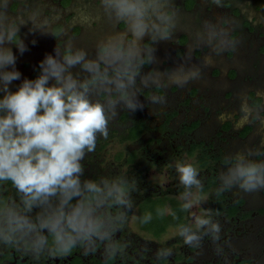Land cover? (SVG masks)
Segmentation results:
<instances>
[{
	"label": "clouds",
	"instance_id": "obj_1",
	"mask_svg": "<svg viewBox=\"0 0 264 264\" xmlns=\"http://www.w3.org/2000/svg\"><path fill=\"white\" fill-rule=\"evenodd\" d=\"M205 2L226 11L193 25L178 0H0V250L33 264L74 251L99 255L100 264H128L132 254L122 234L130 222L145 227L170 215L184 245L202 249L207 238L222 251L219 213L204 208L209 193L195 160L166 165L178 181L175 208L158 204L139 215L135 175H86L84 163L122 113L163 108L169 89L200 85L209 69L233 59L244 29L264 30V3ZM37 34L56 39L54 54L39 61L34 79L21 81L17 53L29 51L26 37ZM85 34L91 48L81 41ZM179 36L185 38L180 62L161 71L158 45ZM14 81H21L15 91ZM235 118L264 130V96L242 94ZM234 190L264 194V133L222 157L213 193ZM145 252L151 249L134 256ZM173 255L166 244L151 252L156 264Z\"/></svg>",
	"mask_w": 264,
	"mask_h": 264
},
{
	"label": "flooded vegetation",
	"instance_id": "obj_2",
	"mask_svg": "<svg viewBox=\"0 0 264 264\" xmlns=\"http://www.w3.org/2000/svg\"><path fill=\"white\" fill-rule=\"evenodd\" d=\"M188 13L191 23L220 17L226 10L209 8L205 0H178ZM253 4L264 0H252ZM27 29H22V34ZM36 39L32 45L30 41ZM92 37L85 34L81 41L91 48ZM29 51L17 53V69L23 78L38 75V63L46 53H53L56 39L51 36H27ZM15 51V49H14ZM185 52V38L179 36L173 43L158 45L159 64L163 71L173 67ZM147 70V69H146ZM21 81L10 86L13 91ZM254 92L264 96V30L244 29L238 53L209 69L206 79L196 86L180 91H167L163 108L146 105L135 114L122 113L119 123L110 130L107 140L101 139L95 153L85 158L86 175H102L113 171L130 172L140 181L137 195L139 215L158 204L176 206L178 181L166 165L178 157H187L200 165L205 178L208 197L204 208L218 212L222 225L221 252L205 239L202 249L189 248L176 237L172 217L154 220L141 227L130 222L122 235L130 244L128 264H156L151 252L162 244L170 246L174 255L168 264H264V194L249 196L234 190L217 198L213 189L222 157L235 151L264 130L246 127L237 120V103L242 94ZM143 97L141 100L143 101ZM156 113V114H155ZM171 211V209H169ZM203 209L197 208L196 212ZM151 249L141 257L134 254L143 248ZM101 258L84 256L80 251L60 259L45 260L43 264H100ZM0 264H33L11 250H0Z\"/></svg>",
	"mask_w": 264,
	"mask_h": 264
}]
</instances>
